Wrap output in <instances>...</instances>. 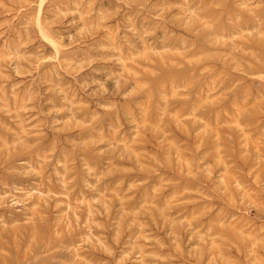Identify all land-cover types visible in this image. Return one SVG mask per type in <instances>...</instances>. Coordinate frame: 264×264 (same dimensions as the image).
<instances>
[{
	"label": "rangeland",
	"instance_id": "1",
	"mask_svg": "<svg viewBox=\"0 0 264 264\" xmlns=\"http://www.w3.org/2000/svg\"><path fill=\"white\" fill-rule=\"evenodd\" d=\"M0 264H264V0H0Z\"/></svg>",
	"mask_w": 264,
	"mask_h": 264
},
{
	"label": "bare ground",
	"instance_id": "2",
	"mask_svg": "<svg viewBox=\"0 0 264 264\" xmlns=\"http://www.w3.org/2000/svg\"><path fill=\"white\" fill-rule=\"evenodd\" d=\"M249 4H250V3H249ZM258 14H259V13H258ZM219 15L221 16V14H219ZM259 15H260V14H259ZM259 15H258V16H259ZM225 16H226V15H225ZM202 28H203V27H202ZM258 33H259V32H258ZM256 34H257V33H256ZM202 36H203V35H202ZM211 42H212V41H211ZM251 43H253V42L251 41ZM213 44H214V43H213ZM239 45H240V44H239ZM220 46H221V45H220ZM194 51H195V50H194ZM260 51H261V50H260ZM217 52H218V51H217ZM217 52H216V53H217ZM175 59H176V58H175ZM180 61H181V60H180ZM231 61H232V60H231ZM228 62H229V61H228ZM178 65H179V64H178ZM183 66H184V65H183ZM205 68H206V67H205ZM221 81H222V80H221ZM209 84H210V83H209ZM212 86H213V85H212ZM193 98H194V97H193ZM202 138H203V137H202ZM204 145H205V144H204Z\"/></svg>",
	"mask_w": 264,
	"mask_h": 264
}]
</instances>
